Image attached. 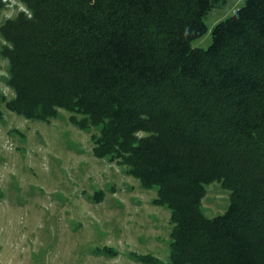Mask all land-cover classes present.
<instances>
[{
	"label": "trees",
	"instance_id": "trees-1",
	"mask_svg": "<svg viewBox=\"0 0 264 264\" xmlns=\"http://www.w3.org/2000/svg\"><path fill=\"white\" fill-rule=\"evenodd\" d=\"M14 1L24 10L0 26L6 109L41 122L64 110L77 129L99 128L94 157L170 210L168 262L134 259L264 264V0L218 22L207 49L191 44L224 0ZM213 182L229 205L208 218Z\"/></svg>",
	"mask_w": 264,
	"mask_h": 264
},
{
	"label": "rangeland",
	"instance_id": "rangeland-1",
	"mask_svg": "<svg viewBox=\"0 0 264 264\" xmlns=\"http://www.w3.org/2000/svg\"><path fill=\"white\" fill-rule=\"evenodd\" d=\"M244 4L224 0L211 10L207 32L191 46L207 49L212 28ZM22 10L8 1L0 26ZM7 80L0 55V264H142L133 254L167 263L172 223L167 207L152 204L156 188L143 189L124 166L94 157L91 136L99 128L77 129L64 110L48 122L7 110L14 97ZM229 195L218 182L207 185L202 213L222 215Z\"/></svg>",
	"mask_w": 264,
	"mask_h": 264
}]
</instances>
